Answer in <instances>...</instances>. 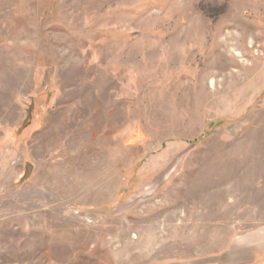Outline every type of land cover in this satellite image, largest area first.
Returning <instances> with one entry per match:
<instances>
[{"label": "rangeland", "instance_id": "374dc122", "mask_svg": "<svg viewBox=\"0 0 264 264\" xmlns=\"http://www.w3.org/2000/svg\"><path fill=\"white\" fill-rule=\"evenodd\" d=\"M257 229L264 0H0V264H264Z\"/></svg>", "mask_w": 264, "mask_h": 264}, {"label": "crops", "instance_id": "0c3cea01", "mask_svg": "<svg viewBox=\"0 0 264 264\" xmlns=\"http://www.w3.org/2000/svg\"><path fill=\"white\" fill-rule=\"evenodd\" d=\"M250 240H248V242L245 243V246L247 247V249H249L246 254H239L237 253V258L242 260L247 261V263L249 262H254V261H260L263 262L264 260V242L261 241L262 239H264V230H256L254 234H252L250 236ZM262 243V244H260ZM237 247H240V245H238ZM261 253V254H260Z\"/></svg>", "mask_w": 264, "mask_h": 264}]
</instances>
